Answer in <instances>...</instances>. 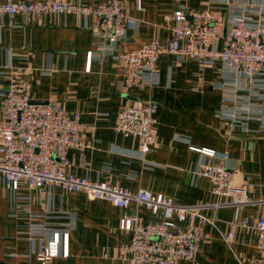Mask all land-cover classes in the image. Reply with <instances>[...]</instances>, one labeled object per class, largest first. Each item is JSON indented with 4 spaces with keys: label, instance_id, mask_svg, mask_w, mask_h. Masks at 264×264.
I'll return each instance as SVG.
<instances>
[{
    "label": "crops",
    "instance_id": "crops-1",
    "mask_svg": "<svg viewBox=\"0 0 264 264\" xmlns=\"http://www.w3.org/2000/svg\"><path fill=\"white\" fill-rule=\"evenodd\" d=\"M73 1L86 7L106 2ZM121 1L129 8L132 24L125 39L112 45L95 37V19L89 16L0 15V101L9 83L8 73L15 71L29 84L31 101L55 102L69 114L79 112L85 125V147L67 152V168L78 176L132 192L162 193L179 205L209 204L215 201L210 183L194 174L204 158L189 150L205 148L219 156L229 153L226 166L234 172V181L248 187L251 199H264V120L250 119L247 131L242 132L237 124L219 118L222 109L232 107L231 95L223 91L220 63L205 66L188 57L164 54L153 85L125 89L115 58L119 52L138 49L154 38L165 43L169 37L166 17L177 10L210 7L225 15L229 9L218 0H142L143 10L138 11L135 0ZM231 2L234 11L242 5L254 22L264 20V0ZM221 46L219 42L217 48ZM89 51L93 57L87 71ZM147 100L158 105L157 124L153 149L142 155L140 141L117 133L115 123L124 106ZM43 192L22 185L13 193L0 184V264H41L36 259L41 242L27 236V226L32 225L72 228L67 257L60 255L50 264H129L119 252L130 239V234L120 229L121 219L156 220L137 204L120 209L85 194H67L57 188ZM18 201L28 203L21 206L28 207V213L21 209L13 213ZM205 213L216 218L215 227L204 226L207 238L200 243L194 260L177 264H254L257 233L252 228L245 231L237 222L246 219L248 224L254 223L264 207H226ZM228 233L232 240L226 243L222 236Z\"/></svg>",
    "mask_w": 264,
    "mask_h": 264
},
{
    "label": "built area",
    "instance_id": "built-area-1",
    "mask_svg": "<svg viewBox=\"0 0 264 264\" xmlns=\"http://www.w3.org/2000/svg\"><path fill=\"white\" fill-rule=\"evenodd\" d=\"M218 3L226 6L228 13L224 15L210 7L177 10L166 17L169 37L165 43L154 38L138 49L119 52L115 58L123 72L125 89L153 85L159 73L160 57L164 54L188 57L205 66L220 63L223 91L231 95L228 99L232 107L222 109L219 118L237 124L246 132L250 119L264 120V93H261L264 92V20H251L242 5L235 6L234 11L231 0H218ZM135 7L142 11V0H135ZM69 14L94 18L95 37L111 45L125 39L132 24L129 8L121 0H106L100 7H86L73 0H0V15L41 18ZM219 42L221 49L217 48ZM92 57L93 53L87 52V71ZM7 80L9 83L0 101V184L13 193L22 185L42 193L44 189L57 188L67 194H85L91 200L105 201L120 209L131 204L144 207L156 217L154 222L142 223L132 216L120 221L121 231L129 233L130 239L119 247V252L129 264L190 262L199 252L200 243L207 238L204 226L215 227L216 218L208 217L205 211L264 207V199H251L248 187L234 181V172L226 166L229 153L219 156L205 148L190 147L189 150L204 158L196 165L194 174L208 179L210 194L215 198L209 204L179 205L162 193L132 192L119 185L78 176L67 168V152L85 147L81 114H69L55 102L32 105L29 84L15 71L8 73ZM157 110L158 105L147 100L133 102L118 112L115 131L137 138L142 155L153 149ZM27 205L16 202L13 213L19 209L28 213V207H21ZM237 223L245 231L250 228L256 231L254 264H264V213L252 224L246 219ZM71 229L27 226L28 240L41 242L37 261L50 264L60 255L67 257ZM222 239L229 243L232 233Z\"/></svg>",
    "mask_w": 264,
    "mask_h": 264
},
{
    "label": "water",
    "instance_id": "water-1",
    "mask_svg": "<svg viewBox=\"0 0 264 264\" xmlns=\"http://www.w3.org/2000/svg\"><path fill=\"white\" fill-rule=\"evenodd\" d=\"M30 103L32 105L46 104V103H40V102H37V101H30Z\"/></svg>",
    "mask_w": 264,
    "mask_h": 264
}]
</instances>
